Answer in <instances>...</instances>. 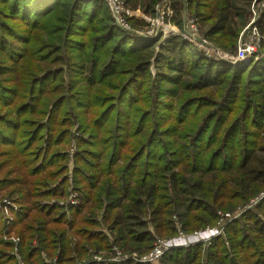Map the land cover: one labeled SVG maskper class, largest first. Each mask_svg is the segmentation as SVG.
I'll list each match as a JSON object with an SVG mask.
<instances>
[{"label": "trees", "instance_id": "trees-1", "mask_svg": "<svg viewBox=\"0 0 264 264\" xmlns=\"http://www.w3.org/2000/svg\"><path fill=\"white\" fill-rule=\"evenodd\" d=\"M160 1L124 0L131 9L144 3L146 13ZM187 1L202 35L233 50L249 0ZM0 5L10 25L29 31L14 34L17 51L1 48L9 53L14 88L0 93V108L12 116H0V196L15 197L20 205L14 228L29 264H44L43 252L58 253V264H75L89 249L111 251L117 243L144 254L158 238L176 234L174 215L191 233L215 225L216 211L234 210L232 201L247 203L264 192L263 61L232 66L205 57L179 35L140 38L114 24L103 0ZM183 8L176 4L180 28ZM86 30L91 35L85 42L72 40ZM67 46L79 61L70 69L72 87L51 84L46 92L42 87L56 72L41 67L66 65L58 57ZM68 102L71 115L63 106ZM48 115L38 128V119ZM75 121L93 133L99 151L79 139L74 187L80 202L66 212L50 200L70 193L67 180L57 183L66 157L57 149L70 139L62 126ZM242 217L248 232H240V220L228 225L225 236L205 250L207 264H264V199ZM203 256L199 244L170 250L163 260L201 264ZM0 264L15 263L0 250Z\"/></svg>", "mask_w": 264, "mask_h": 264}, {"label": "rangeland", "instance_id": "rangeland-1", "mask_svg": "<svg viewBox=\"0 0 264 264\" xmlns=\"http://www.w3.org/2000/svg\"><path fill=\"white\" fill-rule=\"evenodd\" d=\"M122 1H124V0H122ZM187 3H188V1H187ZM142 4H144V3H141L140 5L137 6V8H133V9H131L129 7V9L134 12V15H135V18L133 19L134 26L139 31H145L146 26L155 17L154 16L155 15L154 8H153V12L150 10L149 13H146L143 9L144 7L142 6ZM0 10H2L3 13L5 11V9H3L2 5H0ZM247 10H248V15L246 18L247 22L241 28L238 39L235 42V46H234L233 50L225 49L223 47H219V46L215 45L214 43L212 46L216 47L221 52L228 54V56H235V54L237 53V50H238L239 40H240L242 35L244 36L245 30L247 29V27L249 26L251 21L254 19V17L260 16V18H261L260 20L262 22H264V0H249V5H248ZM259 10H260V14H259ZM188 11H189V9H188ZM255 11H256V13H255ZM189 14L192 15L190 11H189ZM5 21H7L6 18H4L2 15H0V22L3 23ZM7 22H8V25H7L8 27H6L5 29L4 28L0 29V71L4 73V74L2 73V75H0V93H4V94H6L10 90V88L11 89L14 88V86H12L13 83L10 82L11 74L8 72V70L12 66V63L10 62V57H8V55H9V53L11 54V53L17 51V48H18L17 45L20 44V42L18 40L14 39V34L29 32V31H27V29L22 28V26L10 25L11 21H7ZM177 27H178V30L180 32H182V28H180L179 26H177ZM90 35H91V33H87V30H86L85 32L83 31V36L81 33H75L71 38H73L72 40H74L75 42H81V41L85 42V40H87V37ZM1 39H4V41L2 42ZM162 40L159 43L161 46L164 45ZM1 48H4L9 53L2 50ZM64 48L65 49H63V52L59 55L58 58L60 60H63V62L67 63L66 65H68L69 67L66 65H60L58 63L53 65V66H49V65L44 66L43 65V67H41L44 70V73L47 72L48 70H52V72H56V74L53 77H51L52 79L50 80L49 84L44 85L42 87V89H44V91L46 90V92H49V90L51 89V84H53V86H57L59 84L64 89L65 88L70 89L72 87L70 83L73 82L72 80H74V77L72 76L73 73L71 70L72 69L74 70L77 67V65L79 64L78 63L79 61H78V59H76L77 53L73 54L72 51L70 50V48H71L70 46H67ZM65 50L67 53L66 52L64 53ZM55 57H56V54H54L52 56L53 59H55ZM67 58H68V62H66ZM70 58H72V60ZM242 66H247V65H242ZM50 67H51V69H48ZM59 67H60V69H58ZM59 70H62L63 72H60ZM40 75H42V74H40ZM85 75L86 74H83L80 77L83 78ZM77 84H79V83H77ZM43 94H44V92H43ZM58 94H60V93H58ZM45 96H48V95H45ZM10 98H11V95L7 94L6 97L4 98V100L8 101V100H10ZM63 106H64V109L68 110L70 112L69 114L71 115L72 114V105H69V102H68V103H65ZM8 114H10V113H8V109H3V108L1 109L0 108V116L1 117L5 118V119L6 118L12 119V116H8ZM63 117H66V116H63ZM63 117L60 116L61 119ZM48 118H49V115L43 121H40L38 119V123H37L38 128L40 126H42L44 123H46ZM0 125L4 126V124H0ZM5 127L8 128V126H6V125H5ZM0 132H2L1 127H0ZM62 133H67L68 135L66 138L70 137V139L66 145L64 144L62 147H59L57 149L58 153L60 152L59 154L66 156L63 165H61V166H63L62 169L63 168L65 169V172H63L62 175L57 179V183H59L63 180H67L70 193L68 196L64 197L63 199H58V200L52 199V200H50V203L58 204L60 208H65V211L67 212L68 206H78V204L80 202L79 195H81V194H79V191L74 187V170H75V166H76L75 156H76V153L78 152V149H79V143H80L79 139L90 141L88 149H94V147L92 146L94 140H93V142L91 140L93 137V133H91V131L88 132L87 129L82 131L81 126H80V122H77V121H75L73 123L72 127H68V125L62 126ZM6 149H7V147H6ZM2 150H5V147L2 148ZM94 150H96V152L99 151L98 149H94ZM13 176L16 177L17 175L14 174ZM43 188H41V189H43ZM260 194L256 197L250 199L249 201H247V203H242V204L238 203V202H242L240 200L232 201L231 202L232 207H233V209L235 208L232 211H223V210L216 211L217 221H219L218 212H222V213H224V212H236L237 210L242 208L243 209L242 215L240 217H238L237 219H234L232 222H234L235 220H240L239 221L240 230H241L240 232H248L247 229H245V230L243 229V225H244L245 220L242 216L246 212H248L249 210H252L258 203H260L264 199V196L261 197ZM14 198L15 197L0 196V218H1V222H2V225L0 226V250L4 251L7 254V256L11 257L15 264H29V262H27L25 260L24 254L21 252V238L18 235L17 229L14 228L17 216L19 215V213H21L20 205L16 202V200ZM6 205L8 207L7 209H5ZM67 214H69V213H67ZM101 214H102L101 212H100V214L97 213L96 217L99 218ZM233 214H234V216L236 215V213H233ZM9 217L13 218L12 222H9ZM172 219L175 221V225H176L175 232L177 233V236H178V229L179 228L182 230V232H184L188 236L189 234H192L193 232L200 231V230H203L202 232H206L208 230V227L212 228L213 226H215L217 224V222H216L215 225H208L206 227L202 226L199 229H197L191 233H188L187 229H184L181 221L178 219L177 216L174 215L172 217ZM232 222H229L227 224V226L230 225ZM52 228L54 229L56 227L52 226ZM63 228H65V227H62V229ZM224 228H227V227L225 226ZM242 230H244V231H242ZM225 231H226V229H225ZM11 235L16 237V238H19L20 239L19 242L14 241L12 239ZM109 235H110L112 242H113V238L116 236V233H111ZM170 236H171V238H175L176 234H172ZM37 244H38L37 239L33 240L32 245L36 246ZM120 244H123V243L112 244L111 248L116 246V247L121 249ZM125 245L127 246V248H130V246H132L128 242L125 243ZM201 245H203V244H201ZM193 246H195V245L188 246V247H193ZM188 247H182V248H188ZM207 249L208 248L205 245H203L204 256H203V260H202L201 264H207V253H205V250H207ZM123 251L132 252L134 250L127 249V250H123ZM169 251H167V252H169ZM134 252H137V251H134ZM57 254L58 253L51 256L48 253L43 252L42 253V260H43L44 264H58ZM94 254H98L103 259H109V258L111 259L113 257L112 253L110 255V249L97 251L96 249L91 248L88 250L87 255L84 256L82 259L76 258L75 264H80L86 260H91L92 256H94ZM139 254H142V253H139ZM163 257L159 260V262L157 264H166V260H163L164 259ZM54 260L57 262H55ZM107 263L108 262H106L104 264H107ZM120 263H122V262H119V263L110 262L108 264H120Z\"/></svg>", "mask_w": 264, "mask_h": 264}, {"label": "built area", "instance_id": "built-area-1", "mask_svg": "<svg viewBox=\"0 0 264 264\" xmlns=\"http://www.w3.org/2000/svg\"><path fill=\"white\" fill-rule=\"evenodd\" d=\"M109 7L114 24L127 32L136 34L139 37L148 39H155L159 34L162 35L163 41H166L171 36L179 35L184 40L193 45L199 50L205 57L223 63L236 66V65H249L254 60L264 61V53H261L264 47V22L260 19V16H255L251 21L247 29L245 30L244 36L242 35L239 40L238 50L235 56H228L221 52L216 47L212 46L210 42L200 30L199 20L197 17L189 14L187 0H162L157 3L154 7L155 17L146 26L145 31H139L136 29L134 24L130 20L135 18L134 12L126 6L122 0H103ZM184 5L182 11V32L178 30L175 23L176 11L175 7L177 3ZM256 13V11H255ZM260 14V10H259ZM261 53V54H260ZM264 196V192L260 194ZM8 204V203H7ZM7 205L5 209H7ZM7 211V210H6ZM233 213H236L234 216ZM243 213V209H239L236 212H218L219 221L212 228L208 227L206 232L203 230L193 232L188 236L178 229V236L176 233L175 238H158L153 248L144 254L138 252H126L120 248L114 246L111 251L112 258L103 259L98 254H94L91 260H86L80 264H94V263H110V262H127L133 261L142 264H157L159 260L169 250L188 247L192 245L203 244L209 247L215 238L225 236V226L234 219L240 217ZM13 218L9 217V222H12ZM12 236V235H11ZM10 236V237H11ZM12 239L19 242V238L12 236ZM55 261V260H54ZM57 262V261H55ZM107 263V264H108Z\"/></svg>", "mask_w": 264, "mask_h": 264}]
</instances>
